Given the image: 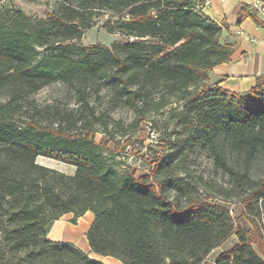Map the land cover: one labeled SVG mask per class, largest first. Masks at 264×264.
<instances>
[{
    "label": "trees",
    "instance_id": "trees-1",
    "mask_svg": "<svg viewBox=\"0 0 264 264\" xmlns=\"http://www.w3.org/2000/svg\"><path fill=\"white\" fill-rule=\"evenodd\" d=\"M52 5L45 18L22 8L0 10V93L9 94L0 100V264H107L90 253L123 264H203L236 226L227 205L204 200L176 172L196 148L248 184L244 201L264 238V176L252 175L264 160V76L244 93L209 83V71L229 61L234 48L221 41L223 24L204 12L203 1ZM103 15L108 30L123 37L85 45V31ZM54 81L107 88L139 117L166 112L179 126L173 150L151 173L137 174L120 166L86 121L66 131L15 117L24 94ZM80 101L89 105L85 96ZM40 155L74 165L75 172L40 163ZM88 210L94 213L88 252L48 236L65 213L76 221ZM236 235L216 264H264L248 233L239 228Z\"/></svg>",
    "mask_w": 264,
    "mask_h": 264
},
{
    "label": "rangeland",
    "instance_id": "rangeland-1",
    "mask_svg": "<svg viewBox=\"0 0 264 264\" xmlns=\"http://www.w3.org/2000/svg\"><path fill=\"white\" fill-rule=\"evenodd\" d=\"M52 4L53 0H0V10L22 8L29 16L45 18L51 11ZM106 17V15L98 17L97 23L85 31L82 37L85 45H111L123 37L120 33L108 30L104 24ZM8 96V92L2 91L0 100L4 101ZM82 96L89 100L88 106L81 103ZM19 102L20 105H17L15 110L16 118L34 119L42 125L51 127L62 126V130L66 131L70 130V126L75 130L79 129V125L84 121L91 124L93 128L91 134L95 140L102 143L104 148L115 156L122 164L120 166L135 170L137 174L151 173L158 159L173 150L178 136L177 120L169 117L166 112L139 117L130 107L123 103H115L107 88L97 91L92 86L79 83L67 85L62 81H54L35 92L24 94ZM37 159L40 163L63 172L71 174L75 172L74 165L43 155ZM182 167L176 172L186 175L188 180L194 183L201 198L227 205L235 220L234 232L210 252L203 264H216V258L237 242L236 230L239 228L248 233L253 246L264 257V238L261 236L259 225L256 224L259 220H254L251 211L253 208L248 201H244L248 184L238 183L233 176L217 166L213 156L205 148L189 151ZM252 175L254 178L264 176V160H259L254 165ZM65 218L73 228L66 235L73 237L75 239L73 242L88 252L90 247L84 242L92 218L88 217L87 213L73 221L72 212L67 213ZM51 229L52 234H56L54 223ZM104 259H107L109 264L113 262L123 264L113 256Z\"/></svg>",
    "mask_w": 264,
    "mask_h": 264
},
{
    "label": "crops",
    "instance_id": "crops-1",
    "mask_svg": "<svg viewBox=\"0 0 264 264\" xmlns=\"http://www.w3.org/2000/svg\"><path fill=\"white\" fill-rule=\"evenodd\" d=\"M254 2L255 0L204 2V12L223 24L221 41L234 48L229 61L218 63L209 71V83L212 86L244 93L256 85L259 76H264V18L257 12ZM87 213L93 221L94 213L91 210L85 214ZM66 215L67 213L55 220L56 234H52L50 229L48 235L53 239L75 242L73 237L66 235L70 229H73L69 226ZM84 243L89 245L87 238Z\"/></svg>",
    "mask_w": 264,
    "mask_h": 264
},
{
    "label": "built area",
    "instance_id": "built-area-1",
    "mask_svg": "<svg viewBox=\"0 0 264 264\" xmlns=\"http://www.w3.org/2000/svg\"><path fill=\"white\" fill-rule=\"evenodd\" d=\"M202 1H203V4H204V2H205L206 0H202ZM199 6H201V5H199ZM254 6H255L257 12H258L261 16H263V18H264V0H255V2H254Z\"/></svg>",
    "mask_w": 264,
    "mask_h": 264
},
{
    "label": "water",
    "instance_id": "water-1",
    "mask_svg": "<svg viewBox=\"0 0 264 264\" xmlns=\"http://www.w3.org/2000/svg\"><path fill=\"white\" fill-rule=\"evenodd\" d=\"M90 256H91V257H94V258H97V259H101V258L99 257L100 255H98V256H94L93 254L90 253ZM101 260L104 261L105 263H107L104 259H101ZM107 264H109V263H107Z\"/></svg>",
    "mask_w": 264,
    "mask_h": 264
},
{
    "label": "bare ground",
    "instance_id": "bare-ground-1",
    "mask_svg": "<svg viewBox=\"0 0 264 264\" xmlns=\"http://www.w3.org/2000/svg\"><path fill=\"white\" fill-rule=\"evenodd\" d=\"M105 257H106V256H104V258H105ZM104 258H103V259H104ZM104 260L106 261L107 259H104ZM106 262H107V261H106ZM107 263H108V262H107ZM113 264H114V262H113ZM115 264H116V263H115Z\"/></svg>",
    "mask_w": 264,
    "mask_h": 264
}]
</instances>
